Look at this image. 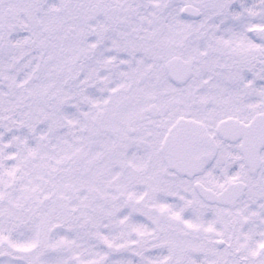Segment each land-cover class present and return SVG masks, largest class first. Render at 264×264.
Instances as JSON below:
<instances>
[{
	"label": "snow or ice",
	"instance_id": "snow-or-ice-1",
	"mask_svg": "<svg viewBox=\"0 0 264 264\" xmlns=\"http://www.w3.org/2000/svg\"><path fill=\"white\" fill-rule=\"evenodd\" d=\"M0 264H264V0H0Z\"/></svg>",
	"mask_w": 264,
	"mask_h": 264
}]
</instances>
